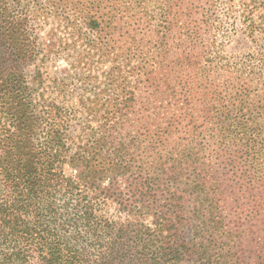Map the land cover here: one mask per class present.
Listing matches in <instances>:
<instances>
[{
    "label": "trees",
    "instance_id": "trees-1",
    "mask_svg": "<svg viewBox=\"0 0 264 264\" xmlns=\"http://www.w3.org/2000/svg\"><path fill=\"white\" fill-rule=\"evenodd\" d=\"M217 1L0 0V264H264V0L236 55Z\"/></svg>",
    "mask_w": 264,
    "mask_h": 264
},
{
    "label": "rangeland",
    "instance_id": "rangeland-1",
    "mask_svg": "<svg viewBox=\"0 0 264 264\" xmlns=\"http://www.w3.org/2000/svg\"><path fill=\"white\" fill-rule=\"evenodd\" d=\"M218 0L216 3L217 18H219L218 33L215 35V45L212 51H219L226 55L242 54L252 50L253 43L241 32L239 20L241 18L240 11L232 5L230 13L227 12V3ZM228 2V0H227ZM58 67L64 66L59 60ZM23 69V66H22Z\"/></svg>",
    "mask_w": 264,
    "mask_h": 264
}]
</instances>
